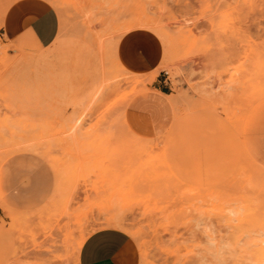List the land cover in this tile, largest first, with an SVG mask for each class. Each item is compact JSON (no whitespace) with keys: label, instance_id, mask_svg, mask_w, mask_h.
Segmentation results:
<instances>
[{"label":"rangeland","instance_id":"1","mask_svg":"<svg viewBox=\"0 0 264 264\" xmlns=\"http://www.w3.org/2000/svg\"><path fill=\"white\" fill-rule=\"evenodd\" d=\"M0 33V264L104 227L138 264H264V0H0Z\"/></svg>","mask_w":264,"mask_h":264},{"label":"crops","instance_id":"2","mask_svg":"<svg viewBox=\"0 0 264 264\" xmlns=\"http://www.w3.org/2000/svg\"><path fill=\"white\" fill-rule=\"evenodd\" d=\"M54 14L52 8H40L28 22V31L36 34ZM164 84V83H162ZM156 93L150 96L152 104L159 108L161 128L169 124L173 112L171 93L153 86ZM37 195H34L36 200ZM76 264H138L132 240L127 232L117 227H104L91 232L78 245Z\"/></svg>","mask_w":264,"mask_h":264},{"label":"built area","instance_id":"3","mask_svg":"<svg viewBox=\"0 0 264 264\" xmlns=\"http://www.w3.org/2000/svg\"><path fill=\"white\" fill-rule=\"evenodd\" d=\"M1 36H2V34L0 33V39H1Z\"/></svg>","mask_w":264,"mask_h":264}]
</instances>
